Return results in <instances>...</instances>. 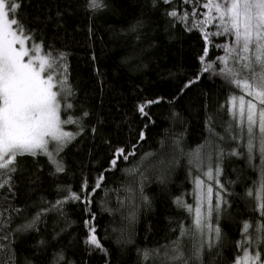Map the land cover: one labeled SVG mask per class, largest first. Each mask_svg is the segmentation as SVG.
<instances>
[{"label":"trees","instance_id":"1","mask_svg":"<svg viewBox=\"0 0 264 264\" xmlns=\"http://www.w3.org/2000/svg\"><path fill=\"white\" fill-rule=\"evenodd\" d=\"M103 2L92 11L88 0H19L16 15L32 36L29 45L63 57L73 107L61 108V115L74 121L64 124L73 138L55 156L62 172L45 154L17 156L11 190L0 189V210L10 217L0 264H168L177 239L190 264H200L193 259L200 238L180 233L192 228L197 194L206 197L208 187L213 211L207 223L220 229V238L204 245L202 264H236L244 255V223L260 220L247 192L260 180L261 162L229 154L245 151L227 139L235 126L231 97L244 93L216 74L225 67L221 46L230 38L205 40L218 29L199 25L204 0ZM194 7L197 15L184 22L169 15ZM209 63L214 71L204 72ZM157 99L145 108L147 116L139 112ZM119 148L135 155L113 167ZM197 150L202 163L193 158ZM220 198L226 203L217 210ZM93 226L103 250L86 243ZM259 251L264 260V245Z\"/></svg>","mask_w":264,"mask_h":264},{"label":"snow or ice","instance_id":"2","mask_svg":"<svg viewBox=\"0 0 264 264\" xmlns=\"http://www.w3.org/2000/svg\"><path fill=\"white\" fill-rule=\"evenodd\" d=\"M164 2L169 3L170 0ZM183 2L187 4L190 0ZM88 7L92 11H97L103 9L105 5L103 0H88ZM19 8V0H0V189L7 185L9 190L11 173L16 170L12 166L16 163L18 155L45 154L56 164L57 172L64 170L62 164L55 160V156L62 150L64 144L73 138V134L64 131L62 125L74 122L71 118L61 119L62 103L65 109L73 107L67 102L72 90L68 84L66 67L60 64L63 57H54L51 52H46L41 44L33 42L29 45L32 36L17 18ZM203 8L207 11L201 13L204 19L199 21V25L215 24L218 29L213 33H205V40L211 35H224L231 40V43L221 46L225 55L219 59L225 67L216 74L222 75L228 83L234 84L244 93L231 97V114L235 126L227 129V139L236 141L238 147L242 145L245 151L233 150L229 154L245 156L249 164L257 157L261 162L260 180L255 190L250 189L247 192L254 201V210L259 213L260 220L255 224L247 221L244 223L242 241L245 245L244 255L236 264H264L259 251L260 246L264 245V0H204ZM169 15L184 22L188 20L189 15L195 17L197 11L194 7L190 14L185 11L181 15L173 10ZM210 70L214 71L211 63L203 68L204 72ZM61 93L64 95L61 96ZM246 96L252 99H246ZM159 102V99L146 101L138 110L147 116L145 108ZM84 115L87 116V113ZM209 131L213 135H218L211 128ZM219 139L225 140V137L220 136ZM176 143L178 145L179 141ZM50 144L53 146L51 149ZM215 150L220 157L223 156L224 150L221 145H216ZM133 155L134 151L126 152L125 149L119 148L111 164L115 167L119 159L128 161ZM193 158L195 162L202 163L200 150L193 154ZM135 171H139V168ZM5 173L8 174L7 179L3 178ZM206 174L211 178V169ZM99 187L98 180L95 188ZM212 191V188L208 187L207 196L201 194V204L205 199L208 200L206 212H202L201 207L197 206L194 209L192 228L187 230L182 228L180 233L181 237L200 238L199 245H193V259L200 261V264L204 245L207 244L211 248L214 239L218 241L220 238V229L218 227L213 229L207 223V216L213 211ZM72 198L80 199L75 193L72 194ZM177 203L182 205V201ZM221 203H226L223 198L216 204L217 210ZM188 211H193L191 206H188ZM9 219L10 217L5 218L4 211L0 210V232L4 233L0 235V251L7 247L4 241L8 240V234L4 230ZM205 229L208 230L207 233ZM213 232L215 237L212 236ZM86 243L103 250L94 226L89 229ZM253 245L255 250L250 251ZM171 251L168 264H190L184 255L181 239L173 241ZM154 254L159 255V249L154 250ZM150 255L145 252V259L150 258ZM164 255L168 256L167 251ZM9 264L14 262L10 261Z\"/></svg>","mask_w":264,"mask_h":264},{"label":"rangeland","instance_id":"3","mask_svg":"<svg viewBox=\"0 0 264 264\" xmlns=\"http://www.w3.org/2000/svg\"><path fill=\"white\" fill-rule=\"evenodd\" d=\"M246 99H248L247 97H246ZM61 108H63V104H62V107ZM61 119H62V115H61ZM62 127H63V130L64 131H66L65 129V127H64V125H62ZM49 147H52V145L50 144L49 145ZM209 178V177H208ZM212 178V177H211ZM211 178H209V179H211ZM207 179V178H206ZM198 197H197V203H196V205L197 206H200L201 207V209L203 210L204 209V207H206V205H205V201H203V203L201 204V195L199 194V192H198Z\"/></svg>","mask_w":264,"mask_h":264}]
</instances>
